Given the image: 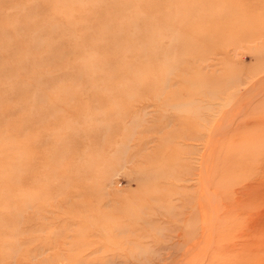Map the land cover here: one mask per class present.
<instances>
[{
    "label": "rangeland",
    "instance_id": "374dc122",
    "mask_svg": "<svg viewBox=\"0 0 264 264\" xmlns=\"http://www.w3.org/2000/svg\"><path fill=\"white\" fill-rule=\"evenodd\" d=\"M0 264H264V0H0Z\"/></svg>",
    "mask_w": 264,
    "mask_h": 264
},
{
    "label": "bare ground",
    "instance_id": "6f19581e",
    "mask_svg": "<svg viewBox=\"0 0 264 264\" xmlns=\"http://www.w3.org/2000/svg\"><path fill=\"white\" fill-rule=\"evenodd\" d=\"M253 84H254V82H253ZM260 89V88H259ZM263 91V90H262ZM260 93V92H259ZM199 94V93H198ZM161 98V97H160ZM172 100V99H171ZM169 101V100H168ZM212 107V106H211ZM210 109V108H209ZM212 132V131H211ZM218 138V137H217ZM79 141V140H78ZM19 155H21V154H19ZM75 179V178H74ZM72 181V180H71ZM209 186V185H208Z\"/></svg>",
    "mask_w": 264,
    "mask_h": 264
}]
</instances>
